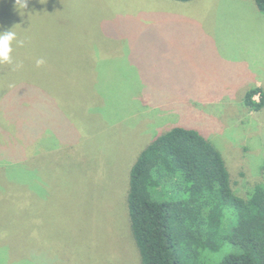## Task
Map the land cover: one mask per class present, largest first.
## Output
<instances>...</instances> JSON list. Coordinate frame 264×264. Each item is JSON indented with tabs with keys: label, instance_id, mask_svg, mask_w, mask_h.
I'll use <instances>...</instances> for the list:
<instances>
[{
	"label": "rangeland",
	"instance_id": "1",
	"mask_svg": "<svg viewBox=\"0 0 264 264\" xmlns=\"http://www.w3.org/2000/svg\"><path fill=\"white\" fill-rule=\"evenodd\" d=\"M14 3L0 0V32L16 33L0 64V264H141L129 171L172 126L201 131L237 193L261 180L264 106L243 103L264 94L252 1Z\"/></svg>",
	"mask_w": 264,
	"mask_h": 264
},
{
	"label": "trees",
	"instance_id": "2",
	"mask_svg": "<svg viewBox=\"0 0 264 264\" xmlns=\"http://www.w3.org/2000/svg\"><path fill=\"white\" fill-rule=\"evenodd\" d=\"M250 1L264 13V0ZM243 103L259 111L262 90L249 88ZM261 170V180L241 195L222 154L200 130L172 126L156 136L128 178L141 264H264V162Z\"/></svg>",
	"mask_w": 264,
	"mask_h": 264
},
{
	"label": "clouds",
	"instance_id": "3",
	"mask_svg": "<svg viewBox=\"0 0 264 264\" xmlns=\"http://www.w3.org/2000/svg\"><path fill=\"white\" fill-rule=\"evenodd\" d=\"M28 0H15V10L23 15L24 10L27 8ZM16 40V33L10 29L5 32H0V64H11L12 63V42ZM22 43V42H20ZM44 63L43 59H38L36 65L39 67Z\"/></svg>",
	"mask_w": 264,
	"mask_h": 264
},
{
	"label": "crops",
	"instance_id": "4",
	"mask_svg": "<svg viewBox=\"0 0 264 264\" xmlns=\"http://www.w3.org/2000/svg\"><path fill=\"white\" fill-rule=\"evenodd\" d=\"M195 2H197V1H195ZM189 3H191V2H189ZM256 7V6H255ZM257 9V8H256ZM258 10V9H257ZM187 16V15H186ZM258 88V87H257Z\"/></svg>",
	"mask_w": 264,
	"mask_h": 264
}]
</instances>
